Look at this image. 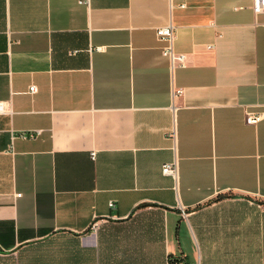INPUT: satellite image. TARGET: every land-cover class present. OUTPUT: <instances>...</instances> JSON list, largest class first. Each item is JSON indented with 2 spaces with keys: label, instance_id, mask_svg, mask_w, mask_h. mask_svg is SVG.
Returning <instances> with one entry per match:
<instances>
[{
  "label": "crops",
  "instance_id": "crops-1",
  "mask_svg": "<svg viewBox=\"0 0 264 264\" xmlns=\"http://www.w3.org/2000/svg\"><path fill=\"white\" fill-rule=\"evenodd\" d=\"M0 101V264H264L252 0H0Z\"/></svg>",
  "mask_w": 264,
  "mask_h": 264
},
{
  "label": "built area",
  "instance_id": "built-area-1",
  "mask_svg": "<svg viewBox=\"0 0 264 264\" xmlns=\"http://www.w3.org/2000/svg\"><path fill=\"white\" fill-rule=\"evenodd\" d=\"M252 10L255 14L264 13V0H252ZM156 39L162 44L160 47V54L169 61L170 66L177 65L179 67H183L185 64V55L184 54H178L175 53L173 50V44L175 41V29L174 27L169 24L168 26L161 27L156 29L155 32ZM207 48L210 49L211 46L207 45ZM30 92H35L34 86L29 87ZM176 94H180L181 91H176ZM2 114H10V107L8 105V102L0 101V115ZM245 123L248 125L256 124L258 123L262 116L259 114H253V113H246L245 115ZM39 131H29V132H22L18 134L11 135V139L15 136L29 139L35 137ZM11 149V146H10ZM94 156V153L92 157ZM162 173L165 175H169L171 177H176L177 174V166L176 163L173 162V164H164L162 167ZM112 203L110 204V206ZM95 229V227H93ZM184 264V263H179Z\"/></svg>",
  "mask_w": 264,
  "mask_h": 264
},
{
  "label": "rangeland",
  "instance_id": "rangeland-1",
  "mask_svg": "<svg viewBox=\"0 0 264 264\" xmlns=\"http://www.w3.org/2000/svg\"><path fill=\"white\" fill-rule=\"evenodd\" d=\"M96 227V226H95Z\"/></svg>",
  "mask_w": 264,
  "mask_h": 264
}]
</instances>
